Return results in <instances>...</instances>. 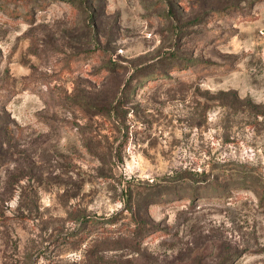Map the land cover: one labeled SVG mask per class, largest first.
Returning a JSON list of instances; mask_svg holds the SVG:
<instances>
[{
  "label": "rangeland",
  "instance_id": "obj_1",
  "mask_svg": "<svg viewBox=\"0 0 264 264\" xmlns=\"http://www.w3.org/2000/svg\"><path fill=\"white\" fill-rule=\"evenodd\" d=\"M70 1L0 0V264H264V0Z\"/></svg>",
  "mask_w": 264,
  "mask_h": 264
},
{
  "label": "trees",
  "instance_id": "obj_2",
  "mask_svg": "<svg viewBox=\"0 0 264 264\" xmlns=\"http://www.w3.org/2000/svg\"><path fill=\"white\" fill-rule=\"evenodd\" d=\"M42 1L46 2V0H42ZM68 1H70V0H68ZM70 2H72V1H70ZM263 192H264V190H263ZM158 195H160V193H158ZM160 196H162V195H160ZM262 196H264V194Z\"/></svg>",
  "mask_w": 264,
  "mask_h": 264
}]
</instances>
